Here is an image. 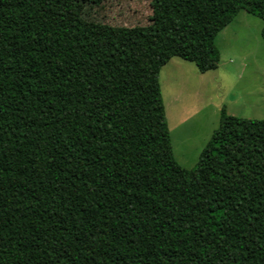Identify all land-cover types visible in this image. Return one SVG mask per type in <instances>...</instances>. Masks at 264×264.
I'll list each match as a JSON object with an SVG mask.
<instances>
[{
  "label": "trees",
  "instance_id": "1",
  "mask_svg": "<svg viewBox=\"0 0 264 264\" xmlns=\"http://www.w3.org/2000/svg\"><path fill=\"white\" fill-rule=\"evenodd\" d=\"M143 25L43 20L0 0V264H264V119L220 109L188 170L158 71L216 67L264 0H148Z\"/></svg>",
  "mask_w": 264,
  "mask_h": 264
},
{
  "label": "rangeland",
  "instance_id": "2",
  "mask_svg": "<svg viewBox=\"0 0 264 264\" xmlns=\"http://www.w3.org/2000/svg\"><path fill=\"white\" fill-rule=\"evenodd\" d=\"M43 20H86L115 26L143 25L148 0H34ZM260 18L239 9L214 37L216 67L170 57L157 81L171 152L188 170L217 126L220 109L246 119H264V46Z\"/></svg>",
  "mask_w": 264,
  "mask_h": 264
}]
</instances>
